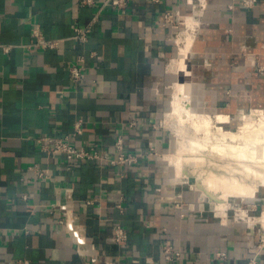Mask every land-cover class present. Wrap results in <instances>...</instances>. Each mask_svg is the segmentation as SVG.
Listing matches in <instances>:
<instances>
[{"label": "crops", "instance_id": "1", "mask_svg": "<svg viewBox=\"0 0 264 264\" xmlns=\"http://www.w3.org/2000/svg\"><path fill=\"white\" fill-rule=\"evenodd\" d=\"M80 1L0 0V264H166L165 244L183 252L175 264H264V228L251 220L264 208L259 189L218 216L213 201L178 180L172 133L160 124L169 126L176 83L190 84V108L227 115L226 124L264 110V0L250 8L240 0H131L121 12L103 8L86 43L73 29L99 6ZM166 11L184 16L176 38L163 24ZM34 29L56 46H36ZM78 54L86 70L75 84L68 71ZM77 118L78 147L112 156L121 134L126 151L142 158L129 168L69 164L41 151L37 138L69 134ZM33 164L49 178L38 179ZM67 209L85 238L82 252L63 227L55 232ZM118 223L128 235L122 244L112 238ZM220 251L227 258L215 260Z\"/></svg>", "mask_w": 264, "mask_h": 264}, {"label": "bare ground", "instance_id": "2", "mask_svg": "<svg viewBox=\"0 0 264 264\" xmlns=\"http://www.w3.org/2000/svg\"><path fill=\"white\" fill-rule=\"evenodd\" d=\"M189 94V83H176L166 122H178L181 132L188 125L193 135L180 132L170 162L177 177L195 178L191 188H200L214 199V211L223 218L231 199L253 198L258 184L264 186V112L253 111L254 117L238 130H225L217 123L226 122L228 116H197L190 108ZM256 222L264 228V210Z\"/></svg>", "mask_w": 264, "mask_h": 264}, {"label": "built area", "instance_id": "3", "mask_svg": "<svg viewBox=\"0 0 264 264\" xmlns=\"http://www.w3.org/2000/svg\"><path fill=\"white\" fill-rule=\"evenodd\" d=\"M157 1V0H155ZM258 0H240V3L244 7H253L256 5ZM96 0H81L80 6H96L99 7L95 11L92 19L85 25H77L73 29V38L78 41L79 43H86L88 41L89 34L96 26L99 20V14L103 8L109 7L116 12H121L128 8L131 3V0H103L100 4H97ZM184 16L181 15L178 11H166L163 15V24L170 25L171 27L178 29L179 25L183 26ZM33 36L35 38V45L41 48H53L56 46L57 42L55 40L47 39L38 29H34L32 31ZM85 56L83 54H78L74 63L69 67V78L70 80L75 83L79 84L83 81L85 77ZM83 124L84 121L82 118H77L74 122L72 132L66 134L62 137H54V136H42L37 138L40 146L41 151L51 154L61 155L65 158V160L69 164H73L78 160L81 159H102L106 163L112 166H120V167H132L134 166L142 155L126 151L124 147V139L121 134L117 136L114 141V152L112 156H105L99 154L95 150L85 149L83 147H78L74 143V139L77 135L82 134L83 132ZM130 125L135 124L133 121L129 123ZM155 153L153 148H150L148 154L152 155ZM29 169L33 170L36 174L38 179L49 178L50 171L45 168H41L37 164H33L29 166ZM159 191V189H157ZM24 198L27 196L24 195ZM123 197H121L117 208L122 211V202ZM88 203H93V201H87ZM56 206L63 209L65 206L63 202L60 200L56 203ZM72 211L71 209L65 210V215L58 219L59 228L55 229V232L58 234L60 232V227H63L64 230L67 232L69 237L76 243L78 250L82 252L81 244H84V236L81 234L79 229L74 226L72 220ZM127 231L126 229L120 224H116L113 231V241L118 244H122L127 240ZM163 256L166 264H175L176 260L181 259L183 257V252L177 248H174L172 245L165 244L163 245ZM227 258V253L224 251L217 252L215 254V260H224ZM24 264H28L29 261L25 260Z\"/></svg>", "mask_w": 264, "mask_h": 264}, {"label": "rangeland", "instance_id": "4", "mask_svg": "<svg viewBox=\"0 0 264 264\" xmlns=\"http://www.w3.org/2000/svg\"><path fill=\"white\" fill-rule=\"evenodd\" d=\"M182 25H179V28L178 29H176L177 30V32L175 33V38H176V36H177V33L182 29ZM181 78H184L183 76H181ZM185 79V78H184ZM181 81H183V79H181ZM191 109L196 113V115L197 116H199V117H205L206 116V114H202V115H200V114H198L192 107H191ZM260 110V109H259ZM255 111H257V110H255ZM262 112H264V110H261ZM254 117V115H253V111H248V112H245V113H243V114H240L238 117H236V120L235 121H233L232 123L231 122H228V124H226V123H217V124H219V126L221 125V127L223 128V129H225V130H231V131H236V130H238V128H239V126H241L247 119H249V118H253ZM160 124L163 126V127H166L167 128V130L168 131H170L172 134H170V137H171V139H172V149H171V151L170 152H174L175 153V150H176V141L178 140V137H180L181 136V133H184L185 134V136L186 137H189V136H191V135H193V133L191 132L192 131V129L190 128V130H189V126L188 125H185V130H183V132H181V130H180V125H179V123L178 122H174V123H171V125H165L164 124V122L163 121H161L160 122ZM176 124V125H175ZM223 124H226V125H224L223 126ZM173 126H176V127H173ZM178 127V128H177ZM180 134H179V133ZM174 171V170H173ZM173 178H175V173H174V177ZM179 179V181H184V182H186V185H187V187H189V186H191L192 184H194L195 183V178L192 176H188V177H186V178H182V177H178ZM254 182H258L256 179L255 180H253ZM192 189H194L193 187H192ZM258 189H259V192H257V195L258 196H260V197H258V198H263V196H264V186H261L260 184H258ZM194 190H196L197 192L196 193H198L199 195L200 194H202V195H204V196H207L210 200H211V198L208 196V195H206V194H204V192L200 189V188H195ZM258 191V190H257ZM256 195V194H255ZM262 196V197H261ZM203 198V200L204 201H207L208 200V198ZM242 198H233V200H235V201H239V200H241ZM245 199V198H244ZM211 201H213L214 202V199H212ZM211 203V202H210ZM211 208L213 209V203H211ZM263 208V207H262ZM262 210V209H261ZM261 210H257L256 212H255V214H253V215H255L254 217H251V220L252 221H256V218L258 217V215L260 214V211ZM263 210H264V208H263ZM262 212V211H261Z\"/></svg>", "mask_w": 264, "mask_h": 264}]
</instances>
